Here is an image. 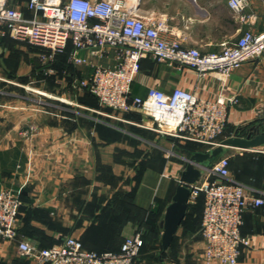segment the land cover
Instances as JSON below:
<instances>
[{"label": "crops", "instance_id": "crops-1", "mask_svg": "<svg viewBox=\"0 0 264 264\" xmlns=\"http://www.w3.org/2000/svg\"><path fill=\"white\" fill-rule=\"evenodd\" d=\"M28 1L10 0V4L30 16ZM229 1L141 0V12L165 19L168 39L206 54L221 51L223 44L237 41L249 29L264 32V0H248L249 10L257 15L253 23L242 22ZM61 61L54 70L62 86L55 91L73 103L47 105L45 110L0 104V191H21L19 240L49 248L74 237L87 249L117 251L127 238L141 234L145 248L136 264H152L145 231L162 238L160 223L193 154L182 150L184 143L174 138L138 126L131 132L126 127L133 125L99 120L90 110L97 107L96 100L86 92L73 93L66 70H60ZM72 74L84 79L92 69L74 66ZM151 86L167 93L181 87L210 100L236 98L238 103L228 104L230 123L225 138L243 127L254 129L255 134L264 132V58L244 64L224 82L219 75L200 78L190 68L181 70L149 57L142 62L133 92L144 97ZM130 119L144 122L143 118ZM31 128L37 132L33 134ZM230 149L212 164L229 155L231 178L245 185L253 197L264 199V147ZM170 151L180 155L183 163L176 162ZM207 177L206 172L201 180ZM197 216L189 204L186 223ZM182 228L188 230L181 226L175 239ZM242 234L251 243L238 264H264V205L247 210ZM178 253L182 255L183 249ZM0 264L33 263L20 255L18 241L0 240Z\"/></svg>", "mask_w": 264, "mask_h": 264}, {"label": "built area", "instance_id": "built-area-1", "mask_svg": "<svg viewBox=\"0 0 264 264\" xmlns=\"http://www.w3.org/2000/svg\"><path fill=\"white\" fill-rule=\"evenodd\" d=\"M229 6L242 22L257 20L249 10L248 0H230ZM27 10L30 16L11 6L10 0H0V35L44 50L40 58L46 66H52L59 55L71 49V65H88L92 69L88 78L70 74L71 82L68 81L73 89L97 99L99 109L90 110L181 143L204 145L208 150L223 140L230 123L228 104L238 100H210L181 87L167 93L151 86L144 97L135 95L133 84L142 62L151 57L170 67L190 68L200 78L219 75L225 82L244 64L264 58V32L251 29L237 41L223 44L219 52L205 54L196 48H185L179 40L168 39L165 19L142 14L141 0H29ZM96 59L114 63L106 65ZM49 74H55V70L49 69ZM128 114L139 115L144 122L127 119ZM206 172V179L190 187V204L204 196V260L208 264H238L251 243L242 234L244 215L251 208L263 206L264 199L253 197L245 185L231 178L228 157H221ZM22 206L20 190L0 191V240L18 241L20 255L33 264H136L141 256V234L127 238L120 252L103 254L87 250L74 237L49 248L21 241L17 223Z\"/></svg>", "mask_w": 264, "mask_h": 264}, {"label": "rangeland", "instance_id": "rangeland-1", "mask_svg": "<svg viewBox=\"0 0 264 264\" xmlns=\"http://www.w3.org/2000/svg\"><path fill=\"white\" fill-rule=\"evenodd\" d=\"M44 53L41 48L32 46L28 43L17 41L9 37L8 35H0V104L6 105L8 103L24 104L32 109L45 110L48 106H55L61 104L73 103L69 97H64L56 93V89L61 87L57 81V73L49 74V69H55L54 66H46L41 61L40 56ZM29 63L30 66H20L21 63ZM20 67V68H19ZM20 69V71L18 70ZM18 72L21 75L18 77ZM73 70H66V76L71 82L70 74L73 75ZM27 74L26 76H24ZM5 80H3V79ZM52 78V79H51ZM73 93L80 95V92L73 89ZM13 94L14 96H10ZM47 94V95H46ZM9 95V96H8ZM26 97V98H23ZM48 105V106H47ZM82 110V109H81ZM99 120H107L112 125L116 123L113 120L107 119L98 113H93ZM127 129L135 130L136 127H126ZM34 129V128H33ZM125 129V130H127ZM37 130V129H36ZM37 131H33L35 134ZM135 132V131H134ZM32 134V135H33ZM233 136H237L235 133ZM226 133L223 134L222 139H226ZM232 137V136H230ZM229 138V137H228ZM205 151H208V147L200 146ZM231 150V149H229ZM176 162L183 163V158L180 155H176ZM225 157H229L226 155ZM212 166V163H211ZM210 166V167H211ZM209 167V168H210ZM196 203V202H194ZM193 202L191 204H194ZM193 221H188L185 225V229H181L178 237L173 241L170 249L165 254V260L168 264H204L203 256V239L201 236V225H200V213ZM150 229V226H146ZM181 234V235H180ZM146 247L147 250H151L152 264L157 263L162 253L161 235L155 237V232L145 231ZM183 249L182 255L178 253V249ZM208 264V263H206Z\"/></svg>", "mask_w": 264, "mask_h": 264}, {"label": "water", "instance_id": "water-1", "mask_svg": "<svg viewBox=\"0 0 264 264\" xmlns=\"http://www.w3.org/2000/svg\"><path fill=\"white\" fill-rule=\"evenodd\" d=\"M259 147H264V132L246 137L232 136L223 139L215 148L206 152H196L187 160L186 169L181 175L180 182L160 223L162 253L157 264H167L164 254L170 249L185 220L192 194L190 187L201 180L211 163L223 155L227 149L253 150Z\"/></svg>", "mask_w": 264, "mask_h": 264}, {"label": "trees", "instance_id": "trees-1", "mask_svg": "<svg viewBox=\"0 0 264 264\" xmlns=\"http://www.w3.org/2000/svg\"><path fill=\"white\" fill-rule=\"evenodd\" d=\"M70 51H71V49H69L65 54H62V55H59L58 57H57V59H56V61L54 62V64L52 65V66H54V67H56V62L59 60H62L61 62H60V64H61V68H60V70L62 71V70H74V66L73 65H71L70 63H69V55H70ZM52 79V78H51ZM87 93V92H86ZM88 94V96H90V97H92L93 99H95L96 100V102H97V107L96 108H92L93 110H98L99 109V104H98V101H97V99L94 97V96H92L91 94H89V93H87ZM133 117V119H140L141 117L139 116V115H135V114H128V115H126V118L127 119H130V118H132ZM108 119V118H107ZM131 120V119H130ZM123 124V123H122ZM132 127H134V126H132ZM254 131V129H249V128H240L236 133H237V136H241V137H246V136H248V135H254L255 134V132H253ZM263 131H264V128H263ZM226 132V131H225ZM177 142L179 143V141L177 140ZM200 146H202V145H200V144H196V143H192V142H186V143H184V145H181L180 146V148L182 149V150H186V151H189V152H191L192 154H194V153H196L197 152V149H202V148H200ZM190 209L192 210H194V211H196L197 213H200V225L202 224V218H203V209H204V196L203 195H201L198 199H197V201H196V203H194V204H190ZM199 215V214H198ZM187 218H188V216H187ZM186 225V219L184 220V222H183V224H182V226H185ZM143 237V236H142ZM144 239V238H143ZM82 242V241H81ZM83 243V242H82ZM123 244V243H122ZM121 244V245H122ZM83 245H84V243H83ZM84 247H85V245H84ZM86 248V247H85ZM145 248V240H144V247H143V249ZM87 249V248H86ZM120 249H121V246H120ZM120 249L119 250H117V251H112V250H110V251H97V250H91V249H87V250H90V251H95V252H97V253H99V254H103V253H108V252H113V253H118V252H120ZM143 249H142V252H141V255H142V253H143ZM166 254V253H165ZM165 254H164V258H165ZM141 257V256H140Z\"/></svg>", "mask_w": 264, "mask_h": 264}]
</instances>
